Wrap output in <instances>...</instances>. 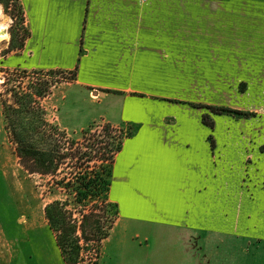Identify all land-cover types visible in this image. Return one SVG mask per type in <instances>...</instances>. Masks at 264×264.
Returning a JSON list of instances; mask_svg holds the SVG:
<instances>
[{
    "label": "crops",
    "instance_id": "crops-1",
    "mask_svg": "<svg viewBox=\"0 0 264 264\" xmlns=\"http://www.w3.org/2000/svg\"><path fill=\"white\" fill-rule=\"evenodd\" d=\"M19 1L30 35L22 50L0 58L1 66L76 69V80L59 84L48 98L56 125L67 133L99 121L133 130L112 164L109 198L119 217L98 264L105 263L103 248L113 234L131 226L144 245L117 248L118 264H216V248L204 247L202 212L199 218L206 175L216 169L203 130L182 109L159 100L172 94L179 26L167 4L172 0ZM10 22L0 5L8 39ZM10 144L0 135V264H64L44 213L30 211L21 185H13L22 167ZM222 236L248 240L251 234L216 232V240Z\"/></svg>",
    "mask_w": 264,
    "mask_h": 264
},
{
    "label": "rangeland",
    "instance_id": "rangeland-1",
    "mask_svg": "<svg viewBox=\"0 0 264 264\" xmlns=\"http://www.w3.org/2000/svg\"><path fill=\"white\" fill-rule=\"evenodd\" d=\"M167 4L174 11L173 24L179 26L173 32L172 94L159 100L182 109L187 120L198 122L211 154L209 165L216 168L212 176L207 169L210 175H206L199 201L204 247L216 248V264H264V0H172ZM180 14L182 19L175 16ZM7 17L11 20L9 39L0 40V58L9 47L18 46L21 34L17 26L10 29L14 20ZM5 70L0 64V94L8 105L12 104L11 90H34L53 81L52 94L59 84L70 83H58L61 76L22 74L21 70L6 74ZM51 94L40 103L47 110L46 120L56 125L48 103ZM1 108L0 100V135L9 143ZM103 124H93L90 134L103 137ZM68 134L82 139L81 133ZM22 170L14 175L13 185H21L28 209L43 217L42 207L65 195L50 190L49 177L28 176ZM137 229L121 228L113 234L103 248L104 264L119 263L117 248L127 252L141 247L139 243L144 245ZM216 232L251 236L248 240L231 236L216 240ZM124 237L125 244L118 246ZM82 260L81 264L95 262L94 251H84Z\"/></svg>",
    "mask_w": 264,
    "mask_h": 264
},
{
    "label": "trees",
    "instance_id": "trees-1",
    "mask_svg": "<svg viewBox=\"0 0 264 264\" xmlns=\"http://www.w3.org/2000/svg\"><path fill=\"white\" fill-rule=\"evenodd\" d=\"M12 3L14 10L9 13ZM0 5L14 20L10 29L17 26L21 31L18 46L9 47L5 52L7 55L22 50L30 33L25 27L19 0H0ZM11 71L6 69L5 73L12 74ZM21 71L22 74L28 72ZM39 72L43 76H61L58 83L76 80V69L31 73L39 75ZM54 85L52 81L40 84L34 90H11V105L0 94L5 128L24 171L32 176L49 177L50 190L65 195V198L51 201L44 209L64 264H81L83 252L90 249L96 255L92 264H98L100 247L119 217L117 203L109 198L112 164L123 141L132 136L133 130L127 125L116 127L105 123L100 126L103 137L90 134L94 125L81 132V140L71 137L57 125L49 124L46 110L40 103L51 94ZM66 169L70 172H62Z\"/></svg>",
    "mask_w": 264,
    "mask_h": 264
},
{
    "label": "bare ground",
    "instance_id": "bare-ground-1",
    "mask_svg": "<svg viewBox=\"0 0 264 264\" xmlns=\"http://www.w3.org/2000/svg\"><path fill=\"white\" fill-rule=\"evenodd\" d=\"M7 37L6 33V26L3 24H0V40H4Z\"/></svg>",
    "mask_w": 264,
    "mask_h": 264
}]
</instances>
